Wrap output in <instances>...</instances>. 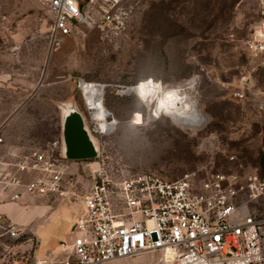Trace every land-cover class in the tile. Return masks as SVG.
Returning a JSON list of instances; mask_svg holds the SVG:
<instances>
[{"label":"rangeland","instance_id":"obj_1","mask_svg":"<svg viewBox=\"0 0 264 264\" xmlns=\"http://www.w3.org/2000/svg\"><path fill=\"white\" fill-rule=\"evenodd\" d=\"M83 10L91 25L81 23L52 51L47 0H0V128L17 154L61 149L63 104L79 107L94 127L78 87L83 79L105 85L108 120L115 123L108 133H94L100 152L92 167L116 176L151 171L169 179L187 173H224L241 182L264 176V57L248 50L262 18L258 0H126L117 29L104 27L88 4ZM151 79L164 90L190 94L207 121L184 128L157 113L156 104L148 108L139 94L122 92ZM87 169L78 162L72 177L91 184ZM13 202L18 204H2L0 212L26 225L40 243L36 247L32 233L0 241L2 258L27 262L36 248L42 259L73 242L76 204L31 195ZM47 204L44 217L21 223ZM158 260L153 253L110 264Z\"/></svg>","mask_w":264,"mask_h":264},{"label":"built area","instance_id":"obj_2","mask_svg":"<svg viewBox=\"0 0 264 264\" xmlns=\"http://www.w3.org/2000/svg\"><path fill=\"white\" fill-rule=\"evenodd\" d=\"M125 1L47 0L53 17L51 50L75 34L81 23L91 25L83 10L86 4L104 27L120 28L118 11ZM258 5L262 18L248 50L264 57V0ZM85 121L90 132L98 133L96 124L91 128ZM4 143L0 128V145ZM56 150L47 146L16 154L0 174L2 201L31 195L78 206L73 242L62 243L60 253L47 260L34 257L33 264H110L153 253L160 264H264V176L254 175L245 182L224 173L203 178L187 173L176 179L151 171L116 176L92 167L97 162L68 160L61 149ZM78 162H86L91 184L72 177ZM29 233L34 235L0 212L2 245ZM0 264L26 263L0 255Z\"/></svg>","mask_w":264,"mask_h":264},{"label":"bare ground","instance_id":"obj_3","mask_svg":"<svg viewBox=\"0 0 264 264\" xmlns=\"http://www.w3.org/2000/svg\"><path fill=\"white\" fill-rule=\"evenodd\" d=\"M145 83L127 87L122 92L125 94L133 92L139 94L146 102L148 108H153L156 104L155 111L157 113L169 115L184 128L197 129L207 121V116L198 108L197 102L189 101L192 99L190 94H178L175 89L164 90L161 84L154 82L152 79ZM195 84L196 79H191L189 82L190 88H194ZM81 88L97 130L104 134L108 133L113 129L115 123L108 120L111 112L104 103L105 85L83 80ZM138 118L141 119L140 113H138ZM91 135L99 145L98 139L93 132H91Z\"/></svg>","mask_w":264,"mask_h":264},{"label":"water","instance_id":"obj_4","mask_svg":"<svg viewBox=\"0 0 264 264\" xmlns=\"http://www.w3.org/2000/svg\"><path fill=\"white\" fill-rule=\"evenodd\" d=\"M82 110L74 104L62 105V156L68 160H92L99 146L86 125Z\"/></svg>","mask_w":264,"mask_h":264},{"label":"crops","instance_id":"obj_5","mask_svg":"<svg viewBox=\"0 0 264 264\" xmlns=\"http://www.w3.org/2000/svg\"><path fill=\"white\" fill-rule=\"evenodd\" d=\"M4 131L6 132V129ZM5 136H6V140H5L6 142L3 145H0V157H2V161L0 162V174L2 172H4V170L8 167V165H9L8 163H12L15 160L14 159L15 158L14 155H16L17 152H18V150L16 149V146L10 145L7 142V135H5ZM10 171L11 172H15V167H10ZM0 177H1V175H0ZM0 201H2L1 198H0ZM5 203L6 204H18V203H14L13 201H3L2 203H0V207L3 206L2 204H5ZM47 208L49 209L50 205L47 204V206H43V209H42L41 213H38V214H36L34 216H31L30 218L22 221L21 223L27 224V223H29L32 220H36V219L38 220V219L44 217L46 215ZM18 225H21V224H18ZM21 226H23V225H21ZM24 226H26V225H24ZM33 236H34V239L38 240V238H37V236L35 234ZM13 240H15V239H13ZM38 242L40 243L39 240H38ZM61 246H62V243L59 245V248L56 249V250L54 249L51 254H49V253L48 254H44L42 259H39L38 257H36V253L35 252H36L37 249L35 248L34 252H31L32 255L30 256V258L34 259V257H35L39 261L40 260H44V259L47 260L48 258H52L54 255L60 253L61 248H62ZM15 260L18 261L17 259H15ZM32 261L33 260H30V261H27V262H23V261H18V262L26 263V264H33Z\"/></svg>","mask_w":264,"mask_h":264}]
</instances>
